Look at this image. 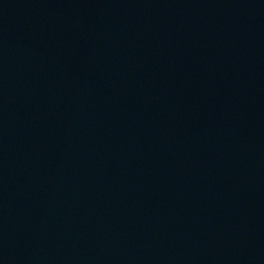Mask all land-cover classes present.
I'll return each instance as SVG.
<instances>
[{
	"label": "water",
	"instance_id": "1",
	"mask_svg": "<svg viewBox=\"0 0 264 264\" xmlns=\"http://www.w3.org/2000/svg\"><path fill=\"white\" fill-rule=\"evenodd\" d=\"M0 264H264V164L58 0H0Z\"/></svg>",
	"mask_w": 264,
	"mask_h": 264
}]
</instances>
